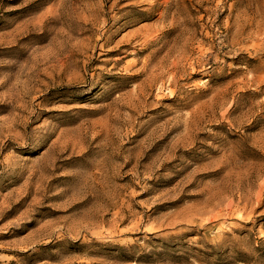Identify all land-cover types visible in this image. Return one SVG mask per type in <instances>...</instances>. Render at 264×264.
Returning <instances> with one entry per match:
<instances>
[{"label":"rangeland","instance_id":"1","mask_svg":"<svg viewBox=\"0 0 264 264\" xmlns=\"http://www.w3.org/2000/svg\"><path fill=\"white\" fill-rule=\"evenodd\" d=\"M0 264H264V0H0Z\"/></svg>","mask_w":264,"mask_h":264}]
</instances>
